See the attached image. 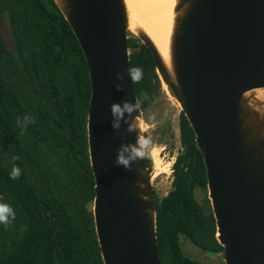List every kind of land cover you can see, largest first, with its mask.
Segmentation results:
<instances>
[{
	"label": "water",
	"instance_id": "water-1",
	"mask_svg": "<svg viewBox=\"0 0 264 264\" xmlns=\"http://www.w3.org/2000/svg\"><path fill=\"white\" fill-rule=\"evenodd\" d=\"M54 2L89 68L88 150L104 264H163L152 172L144 160L128 170L114 164L120 145L136 139L123 120L119 130L111 128L109 109L137 97L127 76L130 39L152 54L163 87L185 114L203 155L223 251L213 253L184 237L183 256L202 262L223 255L222 264H264V98L258 96L264 91V0H177L167 59L144 30H130L125 0Z\"/></svg>",
	"mask_w": 264,
	"mask_h": 264
},
{
	"label": "trees",
	"instance_id": "trees-1",
	"mask_svg": "<svg viewBox=\"0 0 264 264\" xmlns=\"http://www.w3.org/2000/svg\"><path fill=\"white\" fill-rule=\"evenodd\" d=\"M128 47L130 67L143 68V79L133 85L137 97L148 96L141 104L145 113L163 84L148 48L136 39ZM90 98L87 60L54 0H0V197L15 212L0 225V264H104L93 215ZM25 114L34 123L22 128L17 118ZM179 127L172 190L162 199L155 194L158 252L163 264H211L183 256L180 247L185 235L205 250L223 251L202 154L183 112ZM144 162L151 171V160ZM13 163L21 169L16 180L8 176Z\"/></svg>",
	"mask_w": 264,
	"mask_h": 264
},
{
	"label": "clouds",
	"instance_id": "clouds-1",
	"mask_svg": "<svg viewBox=\"0 0 264 264\" xmlns=\"http://www.w3.org/2000/svg\"><path fill=\"white\" fill-rule=\"evenodd\" d=\"M59 3L62 5L66 4V0H59ZM127 76L131 83H138L143 79V68L140 66L130 67L127 69ZM116 79L120 80L122 79V76L117 73ZM116 88L119 90L121 85L117 84ZM147 99V94L142 93L141 97L135 96L133 103L122 101L119 104L112 103L109 106L110 113L113 117L110 122L111 128L113 130H119L120 123L123 120L124 124L127 125L126 131L134 132L136 134L134 143H122L116 150L114 164L118 167H123L125 170L130 169L133 163L146 159L153 161L157 165L163 163L160 156V153L163 151V146L155 144L150 136L143 134L147 128L153 125L155 120L154 115L144 117L141 114V104ZM133 112L138 114L129 120L127 117L131 116ZM31 123H34V118L30 114H25L22 118H17V124L22 128H26L27 125ZM16 159L17 157L15 155L11 157L12 161H15ZM20 175V167L13 163L8 172L9 179L16 180ZM14 217L15 212L12 206L3 202V198L0 197V225L7 226Z\"/></svg>",
	"mask_w": 264,
	"mask_h": 264
},
{
	"label": "rangeland",
	"instance_id": "rangeland-1",
	"mask_svg": "<svg viewBox=\"0 0 264 264\" xmlns=\"http://www.w3.org/2000/svg\"><path fill=\"white\" fill-rule=\"evenodd\" d=\"M2 24L5 36L9 37L10 30L8 20L5 19ZM180 114L181 108L175 100L169 97V94H167L165 89L162 90L160 97L155 103L151 105L145 113L143 112L144 117H147L148 115L155 116L153 125L147 128L143 134L150 136L155 144L163 146V151L160 153L163 163L157 166L151 161L152 184L154 191L159 198L165 197L172 188V166L174 160L181 151L179 127ZM166 166L169 167L166 168ZM164 168L167 170L168 174H161V171ZM196 196L198 202L201 203V194L199 191H197ZM208 259L209 258L203 261L213 264L223 263V255H218L211 261Z\"/></svg>",
	"mask_w": 264,
	"mask_h": 264
},
{
	"label": "bare ground",
	"instance_id": "bare-ground-1",
	"mask_svg": "<svg viewBox=\"0 0 264 264\" xmlns=\"http://www.w3.org/2000/svg\"><path fill=\"white\" fill-rule=\"evenodd\" d=\"M125 1L130 13V30L132 32H136L139 29L144 30L153 40L164 58L167 59L175 17L174 9L177 0ZM163 88L167 94H169L166 90V86ZM258 96L264 98V91L259 92ZM169 97L175 100L170 94ZM167 167L169 166H166V168ZM162 173H167V170L165 168L162 169L161 174Z\"/></svg>",
	"mask_w": 264,
	"mask_h": 264
},
{
	"label": "flooded vegetation",
	"instance_id": "flooded-vegetation-1",
	"mask_svg": "<svg viewBox=\"0 0 264 264\" xmlns=\"http://www.w3.org/2000/svg\"><path fill=\"white\" fill-rule=\"evenodd\" d=\"M142 45H143V44H142ZM179 153H180V152H179ZM201 154H202V153H201ZM178 155H179V154H178ZM178 155H177V156H178ZM176 158H177V157H176ZM202 159H203V155H202ZM175 161H176V159L174 160L173 165H174ZM203 163H204V161H203ZM204 167H205V166H204ZM172 168H173V166H172ZM205 171H206V170H205ZM149 172H151V171H149ZM173 180H174V177H173V173H172V183H173ZM207 189H208V187H207ZM171 190H172V188H171ZM171 190H170V191H171ZM170 191H169V192H170ZM197 191H199V190H197ZM197 191H196V194H197ZM169 192H168V193H169ZM155 194H156V193H155V191H154V195H155ZM167 195H168V194H167ZM167 195H166V196H167ZM156 196H157V194H156ZM166 196H165V197H166ZM157 197H158V196H157ZM158 198H159V197H158ZM163 198H164V197H163ZM208 198H209V196H208ZM159 199H162V198H159ZM196 199H197V196H196ZM209 200H210V199H209ZM201 201H202V198H201ZM199 203H200V202H199ZM210 203H211V201H210ZM211 208H212V205H211ZM212 214H213V210H212ZM213 217H214V214H213ZM214 219H215V218H214ZM216 229H217V227H216ZM180 237H181V238H180V242H181L182 238L187 237V236H185V235H181ZM191 239H192V238H191ZM192 240H193V239H192ZM195 243L198 244L196 241H195ZM198 245L201 246V247L204 249L203 245H201V244H198ZM210 261H211V260H210ZM202 262H203V260H202ZM207 263H208V262H207ZM211 264H212V263H211Z\"/></svg>",
	"mask_w": 264,
	"mask_h": 264
}]
</instances>
